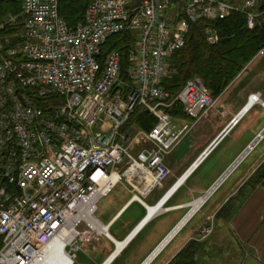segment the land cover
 Returning a JSON list of instances; mask_svg holds the SVG:
<instances>
[{"label": "built area", "instance_id": "1", "mask_svg": "<svg viewBox=\"0 0 264 264\" xmlns=\"http://www.w3.org/2000/svg\"><path fill=\"white\" fill-rule=\"evenodd\" d=\"M18 1V11H0V264H31L53 242L74 264L83 246L110 237L95 216L102 198L123 180L144 194L168 176L164 158L189 128L175 125L172 106L198 119L216 102L198 77L173 98L162 85L191 26L240 13L253 29L264 0H89L74 27L59 14L63 0ZM124 31L134 36L126 72L118 50L102 55L108 39ZM204 38L219 41L214 28H205ZM257 102L258 94L249 95L250 106ZM138 108L155 124L134 152L136 137L125 126ZM132 199L148 208L136 194ZM211 230L204 227L202 236Z\"/></svg>", "mask_w": 264, "mask_h": 264}, {"label": "crops", "instance_id": "2", "mask_svg": "<svg viewBox=\"0 0 264 264\" xmlns=\"http://www.w3.org/2000/svg\"><path fill=\"white\" fill-rule=\"evenodd\" d=\"M255 93L260 102L251 105L235 125L223 132L248 105L249 95ZM214 98V106L198 119L190 118L184 111L172 112L178 128L184 125L189 128L164 158L170 172L161 185L142 194L137 191L138 186L134 190L128 180H123L98 202L96 218L113 240L123 241L147 215L146 207L132 196L136 194L147 206L157 205L220 135L210 152L164 203L166 210L149 219L110 264H143L186 214L180 218L190 207L188 204L210 189L237 159L235 167L191 216L193 223L184 232L180 233V229L148 264H168L192 239L200 244L195 264L206 253H210L206 256L210 264H264V186L259 182L252 189L250 185L251 176L264 162V147L254 157L250 156L264 142V135L240 158L264 129V53H257ZM135 140L137 152L146 143L143 135L138 139L137 134ZM208 220L213 224L212 232L197 239L199 228ZM110 237L102 234L83 246L74 264H103L115 250Z\"/></svg>", "mask_w": 264, "mask_h": 264}, {"label": "trees", "instance_id": "3", "mask_svg": "<svg viewBox=\"0 0 264 264\" xmlns=\"http://www.w3.org/2000/svg\"><path fill=\"white\" fill-rule=\"evenodd\" d=\"M89 0H63L59 4V14L67 25L74 27L81 21ZM3 5V7H1ZM13 5L14 7H12ZM18 0H4L0 2L1 13L16 12L19 10ZM261 9L264 8L262 4ZM264 15L258 19L253 29L246 27V17L240 13H233L221 20H199L191 26L185 45L178 49L171 57V73L165 76L162 85L173 98L184 83L198 77L214 97L219 94L252 60L258 51L264 47ZM214 28L219 41L210 45L205 41V28ZM134 42V36L124 31L111 36L103 46L102 55L111 49L118 50L124 59V72L130 66L128 52ZM183 111L179 103L170 109V114ZM130 120H134L141 128L150 131L155 124V118L147 111L138 108ZM264 162L250 178L251 187L259 182L264 185ZM200 244L196 241L185 246L168 264H195V253Z\"/></svg>", "mask_w": 264, "mask_h": 264}, {"label": "bare ground", "instance_id": "4", "mask_svg": "<svg viewBox=\"0 0 264 264\" xmlns=\"http://www.w3.org/2000/svg\"><path fill=\"white\" fill-rule=\"evenodd\" d=\"M250 106V103L249 105L246 107V111L247 109L249 108ZM245 111H243L242 113H244ZM241 113V114H242ZM240 114V115H241ZM260 138H257L252 144H251V147L259 140ZM193 169V168H192ZM191 171V169H190ZM190 171H187L185 174H184V177H182L177 186L172 189L168 195H166V199H165V202L168 200V198L175 192V190L183 183V181L186 179V176L188 174H190ZM216 188V185L211 188L209 191L205 192L202 196H200L198 199L194 200L192 203H191V206L189 207L192 208V211L190 212V214H194L196 212V210L202 205V203L206 200V198L211 194L212 191H214V189ZM164 202V203H165ZM158 204V205H155V206H148L147 208V215L145 217V220L135 229L131 232L130 234V237L125 240V241H116L115 243V250H114V253L112 255L113 258H115L122 250L123 248L131 241V239L135 236V234L137 233V231L149 220L151 219L155 214L159 213L162 208H163V205ZM185 225V224H184ZM176 226V225H175ZM174 226V227H175ZM182 226V223L178 226L181 227ZM175 229V230H178ZM175 232V231H174ZM174 232L171 233L170 236L167 237V240L171 237H173L172 235L174 234ZM166 240V241H167ZM61 246H59V244L57 242H53L49 247H47L46 249H44L42 251V253L31 263V264H67L65 262V260L63 259V256L61 254V250H60ZM152 254V253H151ZM150 254V255H151ZM149 255V256H150ZM111 257V258H112ZM110 258V259H111ZM112 258V259H113ZM109 259V260H110ZM108 260V261H109ZM107 264V263H106Z\"/></svg>", "mask_w": 264, "mask_h": 264}, {"label": "rangeland", "instance_id": "5", "mask_svg": "<svg viewBox=\"0 0 264 264\" xmlns=\"http://www.w3.org/2000/svg\"><path fill=\"white\" fill-rule=\"evenodd\" d=\"M231 1H241V0H231ZM12 7H14L13 5H11ZM1 7H3V5H1ZM259 52V51H258ZM170 67H172V64H171V62H170V66H169V69H168V72H167V74H166V76L168 77L169 75H170V73H171V69H170ZM167 91V90H166ZM168 92V91H167ZM56 102H58V100L56 101ZM125 129H128V130H130V131H132L133 133H134V136L137 138V134H138V139H140V137H141V135H143V134H141V133H144V132H148V131H146V129H144V128H141V127H139L138 125H137V123L134 121V120H130L127 124H126V126H125ZM264 147V142L260 145V147H257L256 148V151L255 152H253L252 154H251V158L252 157H254L255 156V153L256 152H258V151H260L262 148ZM249 157V158H250ZM256 172V171H255ZM255 172L253 173V175L251 176V177H253L254 176V174H255ZM263 181H264V178H263ZM264 186V185H263ZM256 187V186H255ZM254 187H252V189H253ZM195 198H197V197H195ZM189 210V207H187L185 210H184V212H182V214H181V216H180V218L187 212ZM193 221H194V218L192 217L190 220H188V222L181 228V230L179 231L180 233L181 232H184L185 231V229H187V225H190V224H192L193 223ZM207 226H211V228H213V224L211 223V221H206L200 228H199V233H198V236L196 237L197 239H204L206 236H208L211 232H212V230H211V232L209 233V234H207V235H205V236H202V233H201V231H202V229L204 228V227H207ZM178 232V233H179ZM193 241H195L194 239H192L191 241H189V243L190 242H193ZM188 243V244H189ZM209 254L210 253H206V255H201V257H199V262H198V264H210V263H208L209 262V259H206V256H209ZM200 255V254H199ZM207 258H209V257H207Z\"/></svg>", "mask_w": 264, "mask_h": 264}, {"label": "water", "instance_id": "6", "mask_svg": "<svg viewBox=\"0 0 264 264\" xmlns=\"http://www.w3.org/2000/svg\"><path fill=\"white\" fill-rule=\"evenodd\" d=\"M262 26L264 27V21L262 22ZM264 135V129L257 135V138H260V137H262ZM254 141H252V143H253ZM251 143V144H252ZM238 161V159L235 161V162H237ZM184 177V176H183ZM181 179V178H180ZM179 179V180H180ZM179 180L167 191V193H165V195L161 198V200L157 203V205L158 204H160V205H162L164 202H165V199H166V195H168V193L172 190V189H174L176 186H177V184H178V182H179ZM215 186V184L211 187V188H213ZM210 188V189H211ZM210 189H208L207 191H209ZM206 191V192H207ZM212 193V192H211ZM192 203V202H191ZM191 203H189L188 204V206H191ZM192 211V208H190L187 212H186V214L178 221V223L176 224V226L175 227H173V229L170 231V233L162 240V242L158 245V247L152 252V254L144 261V263L143 264H148L156 255H157V253L168 243V241L172 238H169L168 240H167V237L168 236H170L171 235V233L172 232H174V234L172 235V236H174L182 227H183V225L191 218V216L193 215V213L192 214H190V212ZM145 220V218L143 219V221ZM142 221V222H143ZM141 222V223H142ZM140 223V224H141ZM182 223V226L181 227H179L178 228V226L180 225ZM178 228V230H175V229H177ZM131 234V233H130ZM130 234H129V236L127 237V238H129L130 237ZM126 238V239H127ZM125 239V240H126ZM167 240V241H166Z\"/></svg>", "mask_w": 264, "mask_h": 264}]
</instances>
